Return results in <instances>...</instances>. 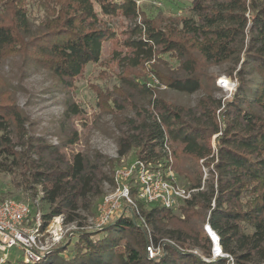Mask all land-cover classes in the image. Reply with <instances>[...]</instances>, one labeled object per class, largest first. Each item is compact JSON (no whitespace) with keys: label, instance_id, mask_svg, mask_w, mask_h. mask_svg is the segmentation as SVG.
<instances>
[{"label":"trees","instance_id":"obj_1","mask_svg":"<svg viewBox=\"0 0 264 264\" xmlns=\"http://www.w3.org/2000/svg\"><path fill=\"white\" fill-rule=\"evenodd\" d=\"M138 1L0 0V60L8 51L18 52L25 65L70 83L81 78L89 64L100 61L104 43L116 35L105 17L117 16L132 21L136 36L126 41L132 52L130 65L150 64L151 73L171 90L195 93L205 86L208 63H238L243 54L237 96L226 106L223 130L209 106L202 104L198 117L157 97L158 87L145 76L124 77L128 93L149 97V108L129 117L118 142L119 159L134 151L135 159L170 169L176 183L182 179L185 186L198 188L202 166H207V188L182 203L178 213L137 201L138 211L130 207L98 230L79 229L72 242L28 264H264V0H193L199 21L183 18L180 29L173 24L162 27L143 16ZM34 8L40 12L37 17ZM251 72L255 77L246 78ZM124 101L133 102L130 97ZM216 103L219 108L220 101ZM117 105L127 108L126 103ZM70 106L74 114L80 113ZM27 122L18 104L0 103V159L12 160L4 168L0 160V170L15 174L17 168H27L21 186L35 198L40 196L48 207L45 217L63 215L65 223L81 225V212L92 208L104 182L114 184L119 160L107 159L95 170L81 152L67 158L60 146L29 135ZM220 131L213 149L210 138ZM76 140L75 131L71 143ZM207 221L233 261L212 258ZM150 243L162 247L154 259L147 254Z\"/></svg>","mask_w":264,"mask_h":264},{"label":"rangeland","instance_id":"obj_2","mask_svg":"<svg viewBox=\"0 0 264 264\" xmlns=\"http://www.w3.org/2000/svg\"><path fill=\"white\" fill-rule=\"evenodd\" d=\"M192 2L193 0H139L138 6L143 16L158 25L165 27L173 24L176 29H180L183 18L191 19L194 23L199 21L192 11ZM34 11L36 17L40 15L38 8H34ZM105 19L116 33L114 40L104 43L102 57L98 63L89 64L83 76L70 83L59 81L45 70L25 65L23 56L18 52L8 51L7 56L0 60V84L3 85L0 87V103H16L24 109L28 119L29 135L40 136L47 143L60 146V151L67 158H70L72 153L81 152L87 157L89 166H93L95 170L100 168L101 163L107 159L119 160L115 169L119 165L121 167L132 163L136 160L134 151L119 159V138L122 136V131L126 129L129 117H137V111L143 107L149 108V97L139 92L131 95L128 93L124 77L129 73L145 76L152 87H158L157 97L183 108L187 113H196L199 117L201 105L209 106L212 119L216 117L222 130L225 128L224 117L226 119L227 117L224 113L227 111V104L237 96V78L239 70L243 68V54L238 63L235 61L208 63L205 86L201 90L192 94L178 92L160 84L158 78L149 70L150 64L135 67L130 65L129 58L132 52L126 41L136 38L131 32L132 21L122 16L105 17ZM171 64L175 68L178 65L176 61ZM245 77H255V74L251 72ZM139 80L142 81V79ZM126 97H130L132 104L124 101ZM117 101L124 106L126 103L127 108L120 109ZM217 101H220L219 108L216 107ZM73 104L79 108V114L73 113L70 106ZM75 131L77 140L71 143L72 134ZM222 133L223 131H220L211 136L213 149L216 147L217 137ZM18 150L22 149L18 148ZM211 157L213 158V155ZM0 160L3 168L12 161L9 157H3ZM204 160L207 159L201 160L200 164H203ZM107 167L103 168L105 172H108ZM27 171V168L22 167L17 168L15 174L0 170V199L13 198L26 201L32 204L34 212L40 210L45 214L48 207L41 203L35 205V197L30 191L24 192L21 186L27 177ZM202 171V190H205L211 175L207 166H202ZM216 178L215 175L214 181L217 187ZM179 182L184 185L185 181L180 179ZM111 187L112 185L104 182L102 192L93 198L92 208L81 212L82 218L79 220L81 225L78 221L72 222L64 240L57 247L66 246L68 242H72L75 238L74 232L79 229L98 230L94 227L98 205ZM173 211L178 213V207ZM66 228L67 226L64 230ZM70 248L71 246L68 245L66 253H69ZM191 250L202 257L205 256L198 248ZM10 256L13 263L22 260V253L17 248L11 250Z\"/></svg>","mask_w":264,"mask_h":264},{"label":"built area","instance_id":"obj_3","mask_svg":"<svg viewBox=\"0 0 264 264\" xmlns=\"http://www.w3.org/2000/svg\"><path fill=\"white\" fill-rule=\"evenodd\" d=\"M199 190L202 187L176 183L170 169L136 159L115 170L114 184L98 205L94 227H105L116 215L126 212L130 207L138 211L137 201L149 206L159 204L174 209L191 200ZM34 202L35 205L41 203L39 195ZM64 219L63 215L47 218L40 210L34 212L32 204L26 201L0 199V264L13 260L10 252L14 248L22 253L21 261L25 264L41 260L64 240L71 228V223H65ZM204 229L212 243V258L222 257L233 261V257L223 251L221 236L209 221L205 223ZM147 254L150 259H154L162 254V247L150 243Z\"/></svg>","mask_w":264,"mask_h":264},{"label":"bare ground","instance_id":"obj_4","mask_svg":"<svg viewBox=\"0 0 264 264\" xmlns=\"http://www.w3.org/2000/svg\"><path fill=\"white\" fill-rule=\"evenodd\" d=\"M224 80H226L225 78H224ZM227 81V80H226ZM227 83H229L228 81H227Z\"/></svg>","mask_w":264,"mask_h":264}]
</instances>
